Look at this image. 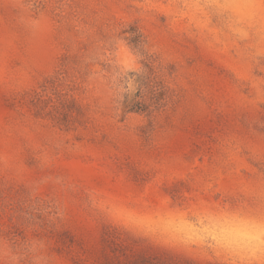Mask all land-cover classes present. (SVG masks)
Returning a JSON list of instances; mask_svg holds the SVG:
<instances>
[{
    "label": "rangeland",
    "instance_id": "obj_1",
    "mask_svg": "<svg viewBox=\"0 0 264 264\" xmlns=\"http://www.w3.org/2000/svg\"><path fill=\"white\" fill-rule=\"evenodd\" d=\"M0 264H264V0H0Z\"/></svg>",
    "mask_w": 264,
    "mask_h": 264
}]
</instances>
